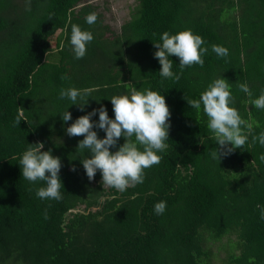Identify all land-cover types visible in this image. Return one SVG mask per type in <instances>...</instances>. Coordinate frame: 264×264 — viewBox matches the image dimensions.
Returning <instances> with one entry per match:
<instances>
[{"label":"trees","instance_id":"16d2710c","mask_svg":"<svg viewBox=\"0 0 264 264\" xmlns=\"http://www.w3.org/2000/svg\"><path fill=\"white\" fill-rule=\"evenodd\" d=\"M89 1L0 0V264H214L221 252L223 264H264L257 208H264V146L252 142L264 132V110L250 102L264 90V0H137L118 28ZM92 12L97 20L89 25ZM73 24L94 37L80 60L70 43ZM185 30L208 48L203 67H186L179 81L164 79L154 44L164 32ZM213 44L229 55L218 57ZM170 59L179 74V58ZM218 78L228 81L230 106L251 125L242 126L245 145L220 160L211 156L218 146L203 106L198 114L187 103ZM133 87L165 96L171 127L159 164L145 169L142 184L120 192L103 187L99 171L88 179L81 161L91 153L78 150L84 137L66 128L101 107L114 119L110 99ZM62 88L91 91L73 105L59 98ZM125 142L121 137L110 151ZM37 143L61 160V200L38 198L45 183L22 177V154ZM160 201L167 207L157 215Z\"/></svg>","mask_w":264,"mask_h":264},{"label":"clouds","instance_id":"9594fccd","mask_svg":"<svg viewBox=\"0 0 264 264\" xmlns=\"http://www.w3.org/2000/svg\"><path fill=\"white\" fill-rule=\"evenodd\" d=\"M85 20L92 25L97 20V14L89 13ZM93 38L91 32L82 30L79 25H71L70 43L75 59L80 60L85 57L86 46ZM160 41L154 46L158 49L155 58L161 65L159 74L162 78L179 81L186 67L196 64L203 67L202 55L208 53V48L201 47L205 43L201 36L194 35L191 30L180 31L175 35L164 32L160 36ZM211 50L220 58L229 55L228 49L221 45L213 44ZM172 56L179 58V74L172 71L173 61L170 59ZM238 87L249 97L252 96L247 83H238ZM90 91V89L62 88L59 98H67L73 105H77L78 98L84 99ZM110 101L113 105L114 119H110L107 109L101 107L76 119L66 128V134L70 137H84L78 144V150H87L91 153V158H84L81 161L88 179L94 180L99 171L102 175L103 187H112L123 192L130 186L142 184L145 169L159 164L161 157L157 153L168 147L165 141L169 139L171 112L165 96L149 89L137 90L133 87L130 94L113 96ZM250 102L257 109L264 110V90L258 98ZM187 103L198 114L203 106V113L208 118L207 127L214 135L218 146V150L214 149L211 152L213 159L220 160L221 156H227L245 145L247 136L243 134L242 126H245L246 122L241 119L238 111L230 106L233 98L226 79H215L201 93L199 99L187 100ZM79 107L81 111L84 110V106ZM20 110L22 113L24 109L20 108ZM97 113L99 122L94 124L92 117ZM61 119L67 124L72 120L71 112L68 110L64 112ZM15 123L20 125L19 117ZM246 126L251 129L250 124ZM94 128L103 130L106 137L98 138ZM121 137L126 142L118 151L111 152L110 149L117 146ZM257 141L264 146V132L253 136L252 142L255 144ZM43 148V143L29 144L19 161L22 177L31 183L37 181L45 183V187L36 190L38 198L61 200L59 175L61 160L59 157H54L50 150L42 151ZM259 159L264 162V154L260 155ZM166 207V201L157 202L154 205V212L162 215ZM257 208L261 209V219H264V208L260 205H257Z\"/></svg>","mask_w":264,"mask_h":264},{"label":"rangeland","instance_id":"374dc122","mask_svg":"<svg viewBox=\"0 0 264 264\" xmlns=\"http://www.w3.org/2000/svg\"><path fill=\"white\" fill-rule=\"evenodd\" d=\"M89 2L98 7L97 11L102 13L107 23L118 28L123 22L130 19L137 0H90ZM82 209L83 207H80L78 210ZM218 256L219 258L215 259L214 264H223L224 252L219 253Z\"/></svg>","mask_w":264,"mask_h":264}]
</instances>
